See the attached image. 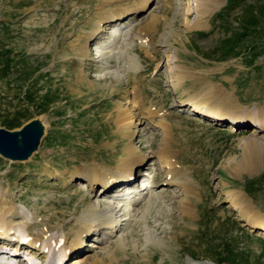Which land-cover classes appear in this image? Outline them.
<instances>
[{
    "label": "rangeland",
    "instance_id": "obj_1",
    "mask_svg": "<svg viewBox=\"0 0 264 264\" xmlns=\"http://www.w3.org/2000/svg\"><path fill=\"white\" fill-rule=\"evenodd\" d=\"M176 3L0 0V128L14 132L36 117L47 125L30 157L0 154V198L6 190L17 216L9 219L20 232L28 224L30 235L83 239L76 258L85 264L108 249L118 257L111 264H264V230L237 219L225 192L226 186L241 191V209L264 220V146L254 168H237L251 137H264V125L250 121L264 110V0H219L200 29L183 25ZM120 14L126 38L134 33L126 75L114 56L102 59L111 49L92 48L107 42ZM97 22L107 28L89 39ZM78 50H86L84 60ZM170 58L180 69L177 87L169 80ZM108 63L121 72L103 74ZM193 95L228 103L243 112L240 120L193 113L186 103ZM133 161L135 183L154 172L145 183L160 198L125 201L122 211L135 217L123 222L126 247L119 248L116 237L105 243L109 227L83 232L92 226L80 216L96 196L108 206L102 197L117 186L105 190L99 176H128ZM92 173L93 186L79 190ZM147 228L162 242L144 245ZM99 242L101 248L90 246Z\"/></svg>",
    "mask_w": 264,
    "mask_h": 264
},
{
    "label": "bare ground",
    "instance_id": "obj_2",
    "mask_svg": "<svg viewBox=\"0 0 264 264\" xmlns=\"http://www.w3.org/2000/svg\"><path fill=\"white\" fill-rule=\"evenodd\" d=\"M176 1L178 3V4L176 3L177 7L179 8L180 13L183 16L182 17L183 25H185V27L187 29L188 28L200 29L202 27L204 16H206L207 14L212 12L210 7H214V6L216 7L220 4L219 0H187V1L186 0L185 1L176 0ZM148 2H149V0H141V4H139L138 7L139 8L145 7ZM192 14H194V18L189 21L187 15H192ZM122 15L123 14L118 15V17H116L115 20L113 19L115 22V25L110 27L111 31L109 32V36H107V40H106L107 42H100V43L98 42L97 45L93 44L92 48H94V50L96 52L103 51L104 49L105 50L111 49V51H113V52H111L110 56H108V57L104 56V57H102V59L107 60V59H109V57H111V55H112V57L114 56L116 58V60L120 61L121 63H124L123 72H124V75H126L127 70H128V67H127L128 62H127V56L125 53L127 51L126 49H128L127 46H129L131 44V38L133 37L134 33L131 32L129 34V37L126 38L127 34H124L123 29L121 27V23H120V21H118V20H121L120 18H122ZM125 27H127V25H125ZM106 28H107V26L105 24H103L102 22H97L95 24L94 30L90 32L91 36L89 37V39L91 37H93V39H97L99 37L100 32L105 31ZM162 36H163L162 37L163 42L169 41L168 40L169 37L167 36L166 31L164 32V34ZM133 39H132V42H133ZM139 42L143 43L141 40ZM121 46H122V48H120ZM116 48H118L119 50L114 51V49H116ZM78 51L81 54V60H84V58H85L84 56L87 54L86 50L85 51L84 50H78ZM166 62H167V65H170V66H168L170 68V70H169L170 73L171 72L174 73V76L169 75V80H170L172 86L177 87L181 84L180 79L178 78L179 76H177L178 71L180 69H179L178 65L175 64V61L172 60L171 58L168 59ZM131 64H132V62H131ZM110 67H111V64H109V63L106 65L102 64L101 70H102L103 74L117 75V73L121 72V70H112V69H110ZM136 67H137V65H136ZM167 70H168V68H167ZM119 75H121V74H119ZM204 87H205L204 89H207L206 93L209 92V90L211 89V86L209 84H205ZM186 103L191 105V107L193 108L192 111L195 114H207V115H212V116H216V117L219 116L222 118L224 116H228L227 119H236V120L239 119L240 120V118H241L240 114L243 113L242 111H234L233 109H235V110H237V109L232 107V106L230 107V105L228 103L226 104L225 102L218 101L215 99L209 100V101H205V100L201 101V100H198L195 97V95H193L191 97L188 96V101ZM251 117H252L250 120L251 122H257V124H259L260 127H262V125H264V110H257V112L254 115L251 114ZM23 127H26L25 129L28 132L32 133L33 135L40 137L43 134H45L47 125H46V123L42 117H36V118L31 119L30 121L26 122L23 125ZM23 127L15 130V132L18 133L19 143H21L19 133ZM168 134L172 135L171 127H170V131L168 132ZM170 135L168 137H170ZM251 138H253V140L250 144H247L245 146L242 157H241L240 162L238 163V166H237L238 169H241V168L249 169L252 167L254 168L256 166V163L258 162L257 160H258L259 154L261 152V148L264 146V137L252 136ZM167 139H165L162 142L163 147H166V148H168V145L166 144V143H168ZM32 153H33V151L29 152V154L26 158L30 157V155ZM1 155H3V154H1ZM26 158H24V159H26ZM10 159H12V158H10ZM164 164L167 165L168 162L167 163L165 162ZM126 168H128L127 171L129 172V175L125 176V177L120 176L118 174L115 178H112V180H110V177L112 175L99 176L98 180H96V181L101 183L103 186L105 185L104 186L105 190L109 186H112L114 184H116L117 187L120 186L121 185L120 182H123L124 185H121L119 187V189L120 188H122V189L117 190L114 193H112V191L117 188V187H114L112 189V191H110L112 194H110L109 197H106V196L102 197V199L103 200L105 199V201L108 203V206H106L105 208L101 207L102 206L101 204L103 202H100V200H99L100 198H98L100 196H98V197L96 196L93 201H89L87 203V205L85 206V209L83 210V212L80 216L81 222L89 221L91 223V226H92V227H89L87 229H84L83 232H85L86 234L90 233L91 232L90 228H93V225H95L94 227H96L94 229H96L98 231L104 227H109L110 232L107 234V237L110 234H111V236L106 240L105 243L112 241L113 240L112 238L116 237L115 243L117 244L118 247L120 246L119 248H121V247L125 248L126 247L125 237L123 236V234L120 231L121 226L123 224H125L123 222H126V221L129 222V220L132 221L135 217V213H131L132 211H130V210H129L130 212H128L126 214L122 211V209L123 210L125 209V208H123V205L120 206V203L122 202V198H121L122 195H128L130 193H133V194H131V196L127 197V199H126L127 204H129L128 199H130L131 202L139 203L138 200H139L140 196L143 197V194H145L146 198H149L150 200L152 199L153 196L160 198V196L155 192V190L152 189V186L149 183H145L146 181L149 180V178L151 176H153L154 172L153 173H147V176H146L147 179L145 180V182H141V185L139 184L140 186L137 185V187L135 186L134 188H132L131 186L133 183V179L137 176L136 169L138 168V162H136V161L130 162ZM119 172L122 173L121 171H119ZM133 172H135V173L133 174ZM166 173H167L165 175L166 180L168 178V182L174 183L176 179H174L173 177H175V176L168 169L166 170ZM122 174H124V173H122ZM94 177H96V175H94V173H92V174H88L87 176L82 178V179H84V181L79 182L78 189L79 190H85L84 188H86L87 185H88L87 190L90 189L94 184V182H93ZM113 179H114V181H113ZM104 183H106V184H104ZM127 185H131V186L127 187V190L124 192L123 188ZM131 189H133V190H131ZM137 191H138V193H136ZM225 192L228 195L231 206L236 209L237 219L243 220L245 224L250 225L251 227H256L260 230H262V229L264 230V220H262L258 217L251 216L247 213V211H244L241 209L242 204L246 203V200L244 199L241 191H236V189H233V188H230L229 186H226ZM5 193H6V190L4 192H2L1 198H0V247H7V248H9L13 251H17L19 253L25 252L28 255V254L34 253V252H32V250H33V247L36 246L37 243H40L43 247L44 246H46V247L54 246L57 243L58 244L57 246H59V247H57V248L51 247L52 252L48 253V260H47L48 264H85L84 262H81L80 260H78L76 258L78 253H79L78 252L79 247H82V244H80V241L83 239H81V240L79 239V241L77 243H76V240L70 242L69 239L67 238L66 234H65L66 238L64 235H61V234L57 235V236L45 235V234H47L48 231L45 233L40 232V233H44V234L38 233L37 235H30L27 231V226H29L28 224L22 225L24 230H25V233H23V231H21L22 232L21 233L19 228H18L19 225L12 224L11 220L9 219V216H15V217H17V216H16V210L14 209V206L9 205L7 203V196ZM108 194H106V195H108ZM133 204H135V203H133ZM133 210H134V208H133ZM145 214L146 213L144 212V214L141 216V217H143L144 220L146 219ZM87 225L88 224H83L82 227L87 226ZM46 230H47V228L44 229V231H46ZM151 230L149 228H147V231L145 234L146 239L144 241V245L155 244V243L159 244L162 242V239L159 236L153 234V232ZM93 232H95V231H93ZM14 233H18L15 236L18 237L19 239H18V241L14 240V242H11L12 241L11 238L15 239ZM77 238H79V237L77 236ZM7 239H8V242L5 241ZM105 243H103V244H105ZM100 244H102V242H99L96 244L91 243L90 246L96 247V246H99ZM41 245L39 247H41ZM42 255H44V254H42ZM38 256H40V255H38ZM117 258L118 257H116L114 255L113 250L108 249V250H106L104 255L94 254L90 259L87 260L86 264H111ZM85 262H86V260H85ZM0 264H4V263H2V261L0 260Z\"/></svg>",
    "mask_w": 264,
    "mask_h": 264
},
{
    "label": "water",
    "instance_id": "obj_3",
    "mask_svg": "<svg viewBox=\"0 0 264 264\" xmlns=\"http://www.w3.org/2000/svg\"><path fill=\"white\" fill-rule=\"evenodd\" d=\"M26 127L20 130V142L18 141V133L4 128H0V153L6 157L13 159H24L29 152L34 151L39 143L40 137L28 132Z\"/></svg>",
    "mask_w": 264,
    "mask_h": 264
}]
</instances>
